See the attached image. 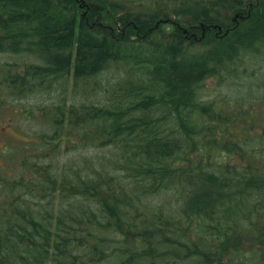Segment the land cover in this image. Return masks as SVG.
I'll return each mask as SVG.
<instances>
[{"label": "trees", "instance_id": "1", "mask_svg": "<svg viewBox=\"0 0 264 264\" xmlns=\"http://www.w3.org/2000/svg\"><path fill=\"white\" fill-rule=\"evenodd\" d=\"M83 7L0 0V106L58 97L8 149L0 264H264V0Z\"/></svg>", "mask_w": 264, "mask_h": 264}, {"label": "rangeland", "instance_id": "2", "mask_svg": "<svg viewBox=\"0 0 264 264\" xmlns=\"http://www.w3.org/2000/svg\"><path fill=\"white\" fill-rule=\"evenodd\" d=\"M82 2V10L84 12L83 3L85 0H80ZM247 1V0H246ZM249 1V0H248ZM121 12V11H118ZM239 16V12L230 11L225 12L223 14V19L226 20L228 23L231 21H235ZM226 22V24H228ZM207 29L205 33H203L200 39H204L208 33ZM212 33V32H211ZM216 33H220L219 31ZM173 35V34H171ZM192 36V34H189ZM188 35V37H189ZM24 59L17 56V54H0V63H10V62H18L22 63ZM29 61L39 62L43 64V61L35 56H32ZM17 70L22 69L23 66L16 67ZM113 72L105 74L104 77L111 76ZM209 92H221V85H219L216 80H209L208 81ZM223 89V87H222ZM257 95L262 94L264 91L261 89H256ZM50 90L45 89H38L34 90V92H25V96L23 98L19 97L18 95H9L5 97L6 103L5 105L0 106V176L1 174H14V169H18L16 166H11L9 160V153L8 149H16V156L20 161L21 158L26 156L24 151L25 147L27 146V141H31L35 138V134L43 132L46 129V125L43 121V112H38L37 108L43 103L47 102L48 104L55 102L58 97L52 93V96H49ZM52 92H54L52 90ZM67 98L71 99L72 92L68 90L66 93ZM229 95H233V93H229ZM12 101V102H11ZM234 101V100H233ZM239 108L233 106V103H230V113L238 112ZM34 113L29 116V113ZM40 114V116H36V114ZM252 113H256L255 109L252 110ZM73 135V132H69ZM74 139L72 138L69 141H63L62 144L73 143ZM99 153V152H98ZM100 153H104L101 151ZM60 155L63 157V153L60 152ZM9 176V175H8ZM226 249H224L225 251ZM223 251V252H224Z\"/></svg>", "mask_w": 264, "mask_h": 264}, {"label": "bare ground", "instance_id": "3", "mask_svg": "<svg viewBox=\"0 0 264 264\" xmlns=\"http://www.w3.org/2000/svg\"><path fill=\"white\" fill-rule=\"evenodd\" d=\"M222 29V28H221ZM221 29H219V32H221Z\"/></svg>", "mask_w": 264, "mask_h": 264}]
</instances>
